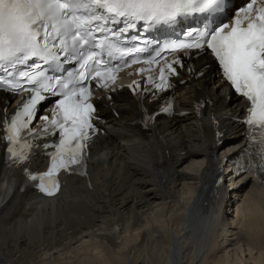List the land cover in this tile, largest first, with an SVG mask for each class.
I'll list each match as a JSON object with an SVG mask.
<instances>
[{"label": "bare ground", "instance_id": "6f19581e", "mask_svg": "<svg viewBox=\"0 0 264 264\" xmlns=\"http://www.w3.org/2000/svg\"><path fill=\"white\" fill-rule=\"evenodd\" d=\"M207 64L208 59L201 65ZM208 71L179 96V108L190 109L207 89ZM5 106L0 97V108ZM115 106L120 117L107 120L106 136L94 144L89 180L69 181L64 195L50 204L26 193L4 206L0 198V264H264V206L258 208L255 195L263 188L248 181L252 193L243 204L228 203L235 204L236 219L223 224L229 205L217 208L210 197L217 165L210 138L187 118L163 121L156 129L162 141L140 143L129 127L136 120L135 103L122 92ZM196 161L203 162L201 169ZM158 206L168 208L169 216L155 213ZM113 226L124 236L125 249L112 234L95 235L99 227ZM87 237L97 243L85 247V259L72 257V245ZM233 241L239 247L231 251Z\"/></svg>", "mask_w": 264, "mask_h": 264}, {"label": "snow or ice", "instance_id": "6c2138e0", "mask_svg": "<svg viewBox=\"0 0 264 264\" xmlns=\"http://www.w3.org/2000/svg\"><path fill=\"white\" fill-rule=\"evenodd\" d=\"M227 3L228 0H0V72L11 78L0 79V85L13 93H31L11 120L3 121L5 139L10 144L6 151L13 164H30V153L38 147L21 133L28 130L34 139L48 133L51 125L59 130L60 140L50 165L40 173L26 166L27 178L38 181L46 195L55 196L61 188V171L85 174L89 130L97 131L91 122L95 108L88 102L91 80L107 87L108 80L115 82L113 72L130 66H109L110 60L104 57L122 58L140 51L120 46L121 37L138 24L143 23L147 30L157 25H176L189 17L203 16L207 20L223 13ZM256 4L257 0H250L243 16L237 12L231 26L222 23L193 28L186 33L190 42H173L165 47L174 51L210 50L230 85L250 102L244 122L249 141L258 147L245 170L255 169L264 181V0L254 7ZM62 57L78 61L79 69L69 72L66 78L50 75L49 71H61ZM168 69L174 72L172 65ZM160 80L157 88L163 89L167 86L163 68ZM43 93L60 97L56 101L58 111L51 119L41 117L45 124L39 132H33L30 125L36 105L45 99ZM163 111L171 112L172 106L169 104Z\"/></svg>", "mask_w": 264, "mask_h": 264}, {"label": "rangeland", "instance_id": "374dc122", "mask_svg": "<svg viewBox=\"0 0 264 264\" xmlns=\"http://www.w3.org/2000/svg\"><path fill=\"white\" fill-rule=\"evenodd\" d=\"M198 161H196V163H197ZM186 163H184L183 164V166H180V167H182V168H184V166H186L185 165ZM197 166H198V168L197 169H201L202 168V165H203V162L202 161H199V163H197L196 164ZM188 168V167H187ZM181 169V168H180ZM196 168H191V167H189L188 168V171L190 172V173H196V170H195ZM249 184V183H248ZM244 187L245 186H243V188H242V193H244L243 195H242V193H241V195H242V198H240L239 200H237V203H240V204H243V202H244V198H246V194H249L250 192H251V189H252V185L250 186V187H246V189H244ZM244 190H246L245 192H244ZM260 191V192H259ZM252 193V192H251ZM258 193V194H257ZM245 195V196H244ZM255 195H257V197L259 198V201H258V208L260 209V208H262L263 206H264V192L262 191V190H257L256 191V193H255ZM232 205L230 206H228V208H225L226 210H225V212H226V215H225V218L224 219H222V223L223 224H227V222H229L232 218H234V219H232V220H235L236 219V217H235V212H234V209H235V207H234V203H231ZM161 212V211H164V212H166L165 214L167 215V216H169V213H168V211H169V209L168 208H165L164 206H158L157 207V209H155V213H157V212ZM225 214V213H224ZM227 226V228H228V225H224V226H222V230H225V227ZM231 226V225H230ZM229 226V227H230ZM231 227H234V226H231ZM237 229L238 228H236V230H233V229H231V231H233L234 233L235 232H237ZM97 230V232L95 233V235L96 236H101V234H109V235H111L112 234V236H116V239H117V244H119V246L120 247H122V248H120V249H125V245H123V237L124 236H122L121 235V233H119V228L117 227V226H113L112 227V229L110 228V230H108V231H103V229L101 228V227H99L98 229H96ZM112 230V231H111ZM115 233V234H114ZM99 234V235H98ZM234 238V237H233ZM232 238V239H233ZM94 239H96L95 240V243H97V238L96 237H94L92 240L89 238V237H87V238H84V239H80V241H78V242H76V243H74L73 245H72V249H70V252H69V254L70 255H72V257H74V255L75 254H73V253H79V257L81 258V259H85V256H83V252H84V249H85V247L87 246V245H89L92 241V243H94ZM239 247V244H237V243H235V241H233L232 242V245H231V247L229 248V250H236L235 248H238ZM124 247V248H123ZM228 250V251H229ZM231 250V251H232ZM69 254H67V255H65L66 256V258L69 256ZM61 255H57L56 257H60ZM62 258V257H61ZM50 263V262H49Z\"/></svg>", "mask_w": 264, "mask_h": 264}]
</instances>
